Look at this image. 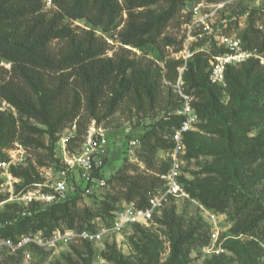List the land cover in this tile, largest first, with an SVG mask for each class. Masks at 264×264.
I'll list each match as a JSON object with an SVG mask.
<instances>
[{
	"label": "trees",
	"instance_id": "16d2710c",
	"mask_svg": "<svg viewBox=\"0 0 264 264\" xmlns=\"http://www.w3.org/2000/svg\"><path fill=\"white\" fill-rule=\"evenodd\" d=\"M122 1L124 5L119 0H51L56 10L50 14L46 11L45 0H0V96L45 125L53 145L63 130L74 123L82 133L84 112L99 123L102 112L106 111V116L112 115L133 90H136L139 98L145 97L153 106L158 99L160 85L154 77L157 74L148 64H124L104 57L106 49L94 32L88 31L84 36H79L65 23L66 19L83 20L108 31L116 29L120 24L117 23L118 17L126 13L125 26L117 33L121 44L135 48L153 47L158 44V37L164 32L179 0H169L172 7L160 13L138 9L158 5L161 0ZM219 1L223 0L210 2ZM259 17L257 11H252L247 27L239 37L243 48L264 57V29L256 27ZM228 21L229 28L238 22ZM54 40L64 43L56 52L51 47ZM206 41H199L195 47L204 45ZM209 48L212 54L223 52L213 41ZM2 62L10 63L11 67L7 69ZM181 63L180 60L167 63L165 74V78L172 81L169 90L170 96L174 95V103L171 108L165 109L163 116L150 130L139 137L141 148L147 155L145 162L149 166L159 149L168 151L173 148L172 135L182 122V116L175 113L181 107L182 98L173 86L178 79L177 68ZM130 67L133 68L131 75L120 79L116 72L125 74ZM208 67L209 54L196 51L183 73V87L185 93L195 97L193 106L198 119L206 121L211 131L220 135V141L206 143L193 138V131H190L184 136L187 146L185 158L211 156L216 161L211 170L223 178H232L234 183L216 187L211 183L187 181L183 175L180 182L188 195L190 193L201 198L208 207L220 211L232 210L236 226L234 232L264 241V208L251 192L254 180L244 183V176L251 174L255 163L264 159V139L261 136H248L258 120L264 118V65L259 59H250L238 66L229 65L225 73L226 90L210 81ZM110 79L115 81L111 87ZM227 91L230 96L225 103L223 95ZM168 102L167 105L172 100ZM3 126L0 120V127ZM162 135L166 138H162ZM16 139L14 127L13 131L0 133V144L3 146ZM60 168L61 164H58L56 169ZM169 168L170 162L163 160L160 169L156 168V174L141 171L132 175L124 166L115 176L106 179L107 186L113 188L112 192L105 195L97 209L87 211L85 217L75 209L76 201L81 198L78 194L81 187H78L67 200L40 209L34 215L29 212L20 216L15 225L0 228V238L17 241L18 236L39 231L48 237L59 228L96 231L98 225L95 218L102 217L107 224L112 223L116 211L114 206L123 199L137 207L147 204L154 194L163 189L160 176ZM18 174L30 178L27 171ZM96 174L100 175L101 171ZM88 218L90 220L86 223ZM169 218L165 213L164 220L159 222L167 224ZM132 227L136 230V236L140 234L138 240L133 242L134 247L146 254L145 258L151 259L154 264H188L194 246L200 248L207 243L205 239L192 237L176 228L171 232L170 257L166 262L159 263V251L153 247L149 231L140 224ZM91 245L88 241L83 243L93 255ZM106 246L108 250L104 256L108 260L128 264L115 242ZM83 264H93L92 258L83 259Z\"/></svg>",
	"mask_w": 264,
	"mask_h": 264
},
{
	"label": "rangeland",
	"instance_id": "374dc122",
	"mask_svg": "<svg viewBox=\"0 0 264 264\" xmlns=\"http://www.w3.org/2000/svg\"><path fill=\"white\" fill-rule=\"evenodd\" d=\"M124 5L122 0H119ZM211 0L181 1L179 0L174 8L173 16L168 20L164 32L158 37V44L153 47L135 48L126 47L121 44L118 38V31H121L126 23L127 14L123 13L119 16L117 23L118 27L104 31L102 27H96L83 20L66 19L71 29L79 36H84L88 31L94 32L96 37L100 39L103 48L106 49L103 56L111 57L116 62L122 61L124 64H148L153 72H156L155 79L160 85L159 95L154 106L145 97L139 98L136 90H133L128 97L124 99L118 109L109 116H106V111L102 112L100 122L97 119H92L84 112L82 118V133L77 130V135L73 141L67 143V151L70 154H76L81 151L82 143L89 127L95 122L105 130L106 139L108 142V158L103 162L101 167V176L105 179L115 176L119 169L127 166L129 173L132 175L144 171L148 174H156V168L160 169V164L163 163L164 152L159 149L156 156L150 160L151 166L145 162L147 155L144 150L139 147L130 145L131 140L139 139L145 132L150 130L151 126L156 124L159 118L164 114L166 108H171L174 103V95L170 96L169 86L171 80L165 78L168 69L167 63L175 60L176 53L182 44L186 29L191 19V7L198 3L207 4ZM172 3L169 0H161L158 5L149 6L138 9L149 13H160L169 11ZM46 11L53 13L56 10L52 3L46 2ZM246 8L244 3H233L228 5L219 13L218 21L223 20H239L241 10ZM243 13V12H242ZM260 17L257 19L256 27L264 29V24ZM235 23H233L234 25ZM238 26V25H237ZM244 28V24H241ZM232 28V27H231ZM115 33V34H114ZM169 42H172L169 43ZM169 43V44H168ZM64 43L54 40L51 47L54 52L59 49ZM158 49V50H157ZM261 63V62H260ZM264 65V63H261ZM7 69L11 67L10 63L2 62ZM130 67L127 73H119L120 79L128 77L132 73ZM115 74L112 75V78ZM110 83V87L114 80ZM1 83V81H0ZM229 92H225L223 100L225 103L229 100ZM169 100L172 103L167 105ZM176 113V112H175ZM0 120L4 123L0 127L1 132L12 130L13 127L17 133L15 142L6 146L0 144V160L9 161V167L0 169V228L15 225L20 216L28 215L32 212L33 215L40 209H45L50 205H46L42 200V194L48 192L46 186L39 185L40 183H51L57 175L56 167L61 164L64 157L63 138L66 137L67 129H64L56 144H52L48 134L47 127L39 122L35 117L29 115L17 108L15 105L7 102L0 96ZM78 128V127H77ZM211 127L206 121L198 119L195 129L193 130V138H198L203 142L209 143L220 141V135L213 133ZM249 137L261 136L264 139V118L258 120L257 126L248 133ZM166 138L165 135L161 136ZM219 139V140H218ZM140 140V139H139ZM216 142V143H218ZM187 154V153H186ZM23 156V161H16L14 156ZM186 156V155H185ZM183 157L182 175L187 181H199L202 183H211L214 186H219L225 183H234L232 178H223L216 174L210 167L216 164V161L211 156L200 157ZM264 158V157H263ZM168 161V160H166ZM218 162V161H217ZM156 167V168H155ZM21 171H27L30 178L18 174ZM251 174L244 176V183H254L251 188L256 199L264 208V159L255 163ZM111 185L106 186L100 193L81 196L76 201L75 209L82 216L87 215V211H94L104 201L105 195L111 191ZM128 204H133L121 201L115 205L114 209H122ZM114 210V211H115ZM169 215L167 224L160 223L164 220V214ZM158 219V220H157ZM148 226H143L153 241V247L158 248V262L164 263L168 260L171 253V232L174 229H182L192 237H200L205 239L207 244L211 241V234L218 233L219 240L216 247L221 249L219 254H207L200 248L192 249L188 264H264V241L253 236L245 234H237L231 211H220L216 208L208 207L201 198L192 196L189 193L187 197H181L170 200L161 210L158 218ZM86 219V223L89 222ZM95 223L98 228L109 226L101 217L95 218ZM78 233L82 231L80 228L70 230L65 228L55 230L51 236H43L44 238H53L56 235L52 245L35 247V245L26 246L16 252H12L6 248L0 249V264H83V259L93 260V264H116L108 260L104 253L108 250L107 244L116 243L117 248L123 254L128 264H154L151 259L145 258L146 254L139 252L134 247L133 242L138 240L139 235L136 230L125 228L121 234L117 236H108L104 243H92L94 254L91 255L88 248L83 246L85 240L74 236L71 239H65L66 232ZM41 234H43L42 231ZM60 232V233H59ZM205 232L207 233L205 235ZM31 233V231L29 232ZM18 236L16 239H20ZM4 239V238H3ZM232 246L233 248H229ZM29 254V257H28Z\"/></svg>",
	"mask_w": 264,
	"mask_h": 264
},
{
	"label": "built area",
	"instance_id": "2783aa9c",
	"mask_svg": "<svg viewBox=\"0 0 264 264\" xmlns=\"http://www.w3.org/2000/svg\"><path fill=\"white\" fill-rule=\"evenodd\" d=\"M51 4V0H45ZM244 3L245 11L242 17L237 20V24L229 28L228 20L217 22L219 13L228 5L233 3ZM252 11H257L264 24V0H223L219 2H210L195 4L191 7V19L186 29L180 49L174 53L175 60L182 63L178 69V79L173 85L175 91L182 98L180 109L176 112L182 116V122L175 129L172 139L174 146L171 150L164 152L163 159L170 162L169 170L160 176L163 180V189L152 196L147 204L137 207L134 204H128L124 208L115 211L114 219L111 225L98 228L96 231L82 230L78 233L66 232L65 239H71L77 236L83 240L95 243H104L108 236H117L125 228H131L135 224L148 226L154 221V217L159 215L162 208L171 200L189 196L180 182L182 176L183 157L187 153V146L184 142L186 133L195 129L198 116L195 112L193 103L195 97L184 91L183 73L186 69L188 60L196 51H206L209 54V79L210 81L226 90L228 87L226 81V69L229 65L238 66L250 59H259L264 63V57L254 51L243 48L239 34L247 27L248 18ZM244 24V28L241 27ZM238 25V26H237ZM262 28V25L260 26ZM263 29V28H262ZM207 39L206 43L200 47H195L199 41ZM215 42L217 48L223 49L222 53L212 54L209 44ZM131 47V46H126ZM67 136L63 138L64 157L61 168L57 170V175L51 183H40L49 190L42 194V200L46 205H52L67 200L75 193L78 187L79 196H88L100 193L107 186V180L96 174L100 172L103 162L108 158V142L105 130L95 122L89 127L85 140L82 143L81 151L76 154H70L67 151V143L75 139L77 135V124L74 123L67 128ZM130 145L139 147V139L131 140ZM16 161H23V156H14ZM9 161H0V169L9 167ZM60 233V232H59ZM54 239L44 238L41 232L35 234L23 235L17 241L0 238V249L6 248L12 252L23 249L26 246L52 245ZM219 235L216 232L211 234V241L203 247L207 254H219L220 248L216 247ZM29 257V254H28Z\"/></svg>",
	"mask_w": 264,
	"mask_h": 264
}]
</instances>
